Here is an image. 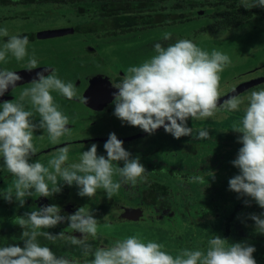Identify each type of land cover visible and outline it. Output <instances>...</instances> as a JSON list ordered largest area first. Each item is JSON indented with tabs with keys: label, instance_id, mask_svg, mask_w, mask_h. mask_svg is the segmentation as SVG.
I'll return each mask as SVG.
<instances>
[{
	"label": "clouds",
	"instance_id": "obj_1",
	"mask_svg": "<svg viewBox=\"0 0 264 264\" xmlns=\"http://www.w3.org/2000/svg\"><path fill=\"white\" fill-rule=\"evenodd\" d=\"M239 6L246 9L264 7V0H239ZM227 35L222 31L220 39ZM0 37H8L0 46V62L7 63L9 56L17 62L27 58L25 70L39 68L35 55L28 56L27 36L10 35L7 27H0ZM171 40L172 34L165 33L163 41L154 44L155 55L139 66L129 67L119 83L111 82L112 87L118 89L113 93L114 115L122 123L138 127L149 135L163 127L166 133L180 139L192 137L189 118H214L218 109L234 112L246 103L240 123L231 128L242 133L238 137L242 147L232 161L239 174L230 178L229 189L240 197H248L244 201L246 205L255 201L264 208V87L252 90L245 98L230 96L221 103L220 74L231 65L230 57L215 49L209 54L188 39L164 43ZM46 71L49 70L36 73L32 86L21 91L18 102H0V170H6L14 177L12 185L0 192V196L23 207L28 197H53L62 191V185H75L81 197L92 199L97 190L102 189L111 199L122 184L135 186L138 181L145 180V166L139 157H132L115 132L110 133L104 143L106 156L99 155L98 145L92 143L78 162L67 163L69 147L59 148L48 166L32 160L38 152L33 143L34 131L43 129L52 144L70 135V119L58 110L52 93L69 100L78 98L71 82L58 78L54 70L47 75ZM21 79L16 71L0 68V97L9 88L14 92ZM80 99L81 102L88 100L87 97ZM24 101L38 113V122L32 119L33 111L25 110ZM208 136L209 132L201 129L194 138L206 139ZM121 161L123 167L119 164ZM114 162L118 166L114 167ZM115 176H119V180L114 179ZM250 218L255 222L256 232L264 234V213H252ZM13 223L23 229L20 235L23 246H0V264H81L74 258L57 256L51 247L41 245L38 237L53 244L63 240L68 245L78 246L85 257L83 264H257L253 256L255 246L244 242L228 243V239L220 235L209 239L206 250L185 248L175 256L164 250L163 244L145 243L138 236L94 249L89 238L95 240L98 237V219L83 206L74 213L63 215L60 206L43 205L36 211L17 215ZM61 223H67L70 232L48 231ZM75 232L82 236L74 235ZM89 256L93 258L88 260Z\"/></svg>",
	"mask_w": 264,
	"mask_h": 264
},
{
	"label": "rangeland",
	"instance_id": "obj_2",
	"mask_svg": "<svg viewBox=\"0 0 264 264\" xmlns=\"http://www.w3.org/2000/svg\"><path fill=\"white\" fill-rule=\"evenodd\" d=\"M198 1L200 3L195 8V17L192 20L123 34L75 32L73 27L81 20V15L71 8L52 3L11 4L8 6L9 10H12L10 12L0 7V27H7L10 35L29 30L72 27L74 32L29 41L27 50L29 57L34 54L36 59H42L49 64L50 71L46 75L54 70L58 78L66 83L71 82L76 91L82 88L83 81L80 79L85 70L100 71L106 74L104 76L108 75L115 79L119 71L124 75L129 67L141 65L155 55L154 44L162 42L165 33H171L172 40L164 43L188 39L209 54L215 49L230 57L231 65L220 74L221 96L241 82L264 76V17H254L244 24L229 29L201 31L199 30L201 26L212 23L224 8L220 0V2ZM171 6L172 2L168 3L167 8ZM222 31L228 33L224 39H220ZM4 39L8 37H0V46L7 41ZM22 62L24 61L17 62L14 57L9 56L7 63L0 62V68L13 69L15 67L13 64ZM78 80L81 83L78 84ZM31 86L32 82L16 87L11 93L10 100L18 102L21 91ZM261 87H264V82L250 87L237 96L245 98L252 90ZM52 95L58 110L69 117L71 124L74 123L69 136L84 137L83 140H87L88 135L96 132L104 133L105 136H109L112 132H115L117 137L132 136L121 139L124 142L123 146L133 158L139 157L146 168L145 180L138 181L135 186L122 184L111 199L106 194L102 195L105 198L100 197L98 193L105 192L102 189L97 190L95 197L89 199L78 195V188L75 185L71 187L62 185L63 191L70 194L72 202L78 203L75 210L83 206L86 210L92 211L98 219V236L101 237L97 248L110 247L116 240L138 236L145 243L153 241L163 244L164 250L175 256L185 248L206 250L209 239L220 235L228 239V243L244 242L255 246L256 251L253 256L257 263L260 262L264 252V234L256 232L255 222L250 218V214H261V212L242 207L229 225L226 224V219L232 214L234 206L249 199L240 197L238 193L229 189L230 178L239 174V169L232 161L236 159L238 150L242 147L238 142V137L242 133L235 132L231 128L240 123L246 103L234 112L218 109L214 118L204 120L189 118L188 126L193 129L192 137L184 136L176 139L166 133L164 128L158 129L151 135L134 136L133 134L143 131L138 127L122 123L114 115V103L108 105L103 111L105 115L96 120L97 112L56 92ZM24 104L25 110L34 112L32 118L34 122H38L39 115L35 113V109L31 108L28 101H24ZM90 120L91 123L96 120L95 126ZM201 129L207 130L209 136L206 139L194 138ZM48 142V135L43 129L33 132V143L36 148L46 149L49 146ZM79 143L81 144L67 143L66 147L70 149L67 163L78 162L81 154L91 147V144H87L86 148L83 144L86 142ZM104 143L97 144L98 154L106 156ZM63 145H56L52 153H56L59 148L64 147ZM189 146L192 147L188 148ZM54 156V154L47 157L41 155L32 160H39L48 166V161ZM119 164L123 167V161ZM116 166L118 165L114 162V167ZM0 169H2V161H0ZM195 177L201 179H192ZM13 179L9 172L0 170V192L10 187ZM114 179L119 180V176H115ZM155 184L165 186V193L160 199L162 204L157 210L149 206L143 210L137 220L132 222L120 220L118 217H116L117 221L115 220L112 215L118 211V207L115 206L117 201L124 202L129 197L134 198L137 196V188L151 185L154 188ZM35 198L28 197L26 204L18 207V202L9 203L0 196V228L11 227L17 215L38 210L39 207L34 204ZM63 215L67 214L63 213ZM45 230L41 229V231ZM63 230H69L65 223L48 229L52 233ZM68 257L80 261L81 264L85 259L81 254L79 257L71 255ZM92 258L90 256L87 259Z\"/></svg>",
	"mask_w": 264,
	"mask_h": 264
},
{
	"label": "trees",
	"instance_id": "obj_3",
	"mask_svg": "<svg viewBox=\"0 0 264 264\" xmlns=\"http://www.w3.org/2000/svg\"><path fill=\"white\" fill-rule=\"evenodd\" d=\"M13 1L23 5L52 3L71 8L81 15V20L74 26L77 32L105 35L123 34L138 29L192 20L195 17V8L200 3L198 0H0V5H7ZM217 1H221L224 11L218 14L213 23L201 26L199 30L226 29L244 24L254 15L264 17V7L246 9L239 6V3L236 2L239 0ZM170 2H172V6L168 9L167 5ZM25 35L33 37V34L30 33ZM154 188L165 190L163 184H155ZM152 192V190L146 191L145 197L150 198ZM242 207L264 213V208H261L255 201H251L249 205L243 202L234 206L232 214L226 219L227 225L241 211ZM22 231L23 229L14 223L11 227L0 228V246L8 244L23 246V241L20 240ZM38 241L41 245L51 247L57 256L80 255L81 253L78 246L68 245L63 240H58L53 244L43 237H38ZM261 258L257 264H264V252Z\"/></svg>",
	"mask_w": 264,
	"mask_h": 264
},
{
	"label": "flooded vegetation",
	"instance_id": "obj_4",
	"mask_svg": "<svg viewBox=\"0 0 264 264\" xmlns=\"http://www.w3.org/2000/svg\"><path fill=\"white\" fill-rule=\"evenodd\" d=\"M18 5V4H21V3H17V2H12V3H8L7 5H0V7H3V8H6V9H8V12H10V11H12V10H9V8H8V6L9 5ZM12 8H14V7H12ZM254 17H259V16H256V15H254L253 16V18ZM215 20H216V18H215ZM214 20V21H215ZM213 21V22H214ZM212 22V23H213ZM211 24V23H210ZM236 26H238V25H236ZM232 27H235V26H232ZM232 27H230V28H232ZM74 28V27H73ZM45 29H50V28H45ZM45 29H43V30H45ZM226 29H229V28H226ZM217 30H224V28L223 29H215V30H210V31H217ZM38 31H40V30H29V31H24V32H21V33H19L18 35H21V36H26L25 34H33V37L31 38L30 36L28 37V39H29V41H35V40H42V39H45V38H39L38 36H37V32ZM74 31L75 32H77L76 30H75V28H74ZM73 31V32H74ZM46 38H49V37H46ZM4 40H7V39H4ZM88 49V48H87ZM38 60V62H39V67H46V69H48L49 71H50V68H49V64L48 63H45L44 61H42V59H37ZM27 62V59H26V61H24V62H22V63H15V64H13L14 66V68L13 69H8V70H12V71H19V70H23V69H25L24 68V64ZM47 73V71L45 72V74ZM99 74H101V75H106V74H102L100 71H97V72H90V70H85L83 73H82V79H80V80H82L83 81V85H82V88L80 89V90H77V94H78V98H75V99H72L71 101H73V102H78L79 104H81V105H83L84 107H86L87 109H90L91 111H95V112H97V114H96V116H97V118H96V120H98V118H100V117H103L105 114H103V111H104V109H107V107H108V105H110L111 103H113V100L111 101V102H109L106 106H104L103 108H100V109H97V108H92V107H90V106H88V105H86V104H84V102H81V99L80 98H82L81 96H82V92L85 90V88L87 87V85H88V82H89V80H90V78H91V76H94V75H99ZM80 76V77H81ZM108 76V75H107ZM123 72H121V71H119L118 72V74L115 76V79L113 78V77H109L110 78V80H111V82L112 83H119L122 79H123ZM32 80L33 79H31V80H28V81H25V82H22V83H18V85H17V87L18 86H20V85H23V84H26V83H30V82H32ZM78 84L79 83H81L79 80H78V82H77ZM99 87H101V89H99L98 91H99V93H102V95L101 96H104V92H105V88L103 87V89H102V86H99ZM235 88V87H234ZM233 89V88H232ZM231 91V90H230ZM12 89L11 88H9V90H8V92L3 96V99L2 100H0V102H2V101H4V100H10L11 98H12ZM241 94V93H240ZM69 100V99H68ZM101 113V114H100ZM93 118H95V116L93 117ZM92 118V119H93ZM91 119V120H92ZM91 120H90V123H91ZM96 120L93 122V123H91V124H93L94 126H95V123H96ZM72 124H73V126H72ZM69 123V125H68V127H69V129H71V128H73L74 127V123ZM144 132V131H143ZM143 132H140V133H138V134H141V133H143ZM138 134H133L134 136H136V135H138ZM75 135H77V134H75ZM147 135H149L148 133H146V134H144V136H147ZM65 138H61V140H60V142H58L57 144H52V143H50V142H48V144L47 145H49L48 146V148H46V149H41V148H37L38 149V152H37V154H36V156H34V157H32V158H36V157H40L41 155H44V157H47V156H49L50 154H54V155H56V153H57V151H56V153H52V150L55 148V146L56 145H62V144H64L63 146L64 147H66L68 144L67 143H69V144H71V145H78V144H81V143H79V142H86V143H83L85 146L88 144H92V143H96V144H101V143H104V142H106L107 140H108V138H109V136H105L104 135V133H101V134H97V132L96 133H94V134H90V135H88L87 137H86V139L87 140H83L84 139V137H75V136H73V135H71V136H69V135H65L64 136ZM129 137H132V136H129ZM129 137H118L119 139H124V138H129ZM132 140H134V139H132ZM86 148H87V146H86ZM0 161H2V160H0ZM152 187V185L150 186V187H142V188H137L136 189V192H137V196H135L134 198H131L132 199V201H131V199H130V197H129V199L127 198V200L126 201H124V202H120V201H117L115 204V206H117L118 207V211H116L115 212V214L114 215H112L114 218H115V220L117 221V218L116 217H118L117 215L120 213V211H122V208H124V207H133V208H140L141 210H142V212H143V210L144 209H147L149 206H151V207H154L155 208V210H157L159 207V205L160 204H162V201H160V199H162L161 198V195L163 194V193H165L164 192V189L163 188H161V189H155V188H151ZM148 190H152L153 192L151 193V195H150V198H148V197H145V192L146 191H148ZM163 192H162V191ZM157 191H159V192H157ZM99 195H100V197H103L102 195L103 194H106L105 192H99L98 193ZM131 197H133V196H131ZM103 198H105V197H103ZM135 199V200H134ZM129 200V201H128ZM134 200V201H133ZM34 201L36 202V203H34V204H37L36 206L37 207H41V206H43V205H50V204H56V205H58V206H60L61 207V210H62V214L64 213V214H71V213H74L76 210V207L78 206V203H75V202H72V200L70 199V194L68 193V192H64L63 191V188H62V191L60 192V193H57V194H55L53 197H36L35 199H34ZM104 202V201H103ZM126 202V203H125ZM135 203H137V204H135ZM105 204H107V202H105ZM109 205H110V203H109ZM141 206V207H140ZM134 220H137V219H129V221L130 222H132V221H134ZM128 220H126V222H127ZM123 223V222H122ZM65 225H67V223H65ZM66 232H70V229L69 230H65ZM74 235H77V236H82V234L81 233H79V232H75V233H73ZM100 237L101 236H98L95 240H92L91 238H89V241H90V243L92 244V247L95 249V248H97V243H98V241H99V239H100ZM100 242V241H99ZM81 255H82V253H80ZM71 256H75V257H79L80 255H74V254H71ZM90 257V256H89Z\"/></svg>",
	"mask_w": 264,
	"mask_h": 264
},
{
	"label": "water",
	"instance_id": "obj_5",
	"mask_svg": "<svg viewBox=\"0 0 264 264\" xmlns=\"http://www.w3.org/2000/svg\"><path fill=\"white\" fill-rule=\"evenodd\" d=\"M70 32H73L72 27L51 28V29H45V30L38 31L37 36L39 38H46V37L60 36V35H64ZM45 69L46 67H39L32 71H27L25 69L16 71L22 77V79L18 81L17 83H22V82L31 80L36 76L37 72L44 71ZM263 82H264V76H260V77L253 78L248 81L241 82L235 87V92H233V89H232L228 93L222 95L220 97V102L223 103V101L228 99L230 96H237L243 91L249 89L250 87L263 83ZM99 86H102V89L103 87L106 89L104 92L105 93L104 96H101L102 93H99L98 90L101 89V87ZM116 91H118V89H115L112 87L110 78L108 76L99 74V75L91 76L87 87L82 92L81 97L88 98L87 102H84V104L92 108L100 109L106 106L109 102H111L114 99L113 93ZM2 99H3V96L0 97V100ZM144 134H146V132H143L138 135H144ZM141 214H142V210L140 208L124 207L122 208V211H120V213L118 214V218L120 220L138 219Z\"/></svg>",
	"mask_w": 264,
	"mask_h": 264
}]
</instances>
